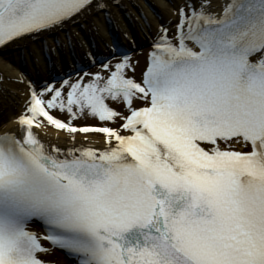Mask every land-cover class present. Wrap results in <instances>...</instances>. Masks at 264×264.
<instances>
[{"label":"snow or ice","instance_id":"1","mask_svg":"<svg viewBox=\"0 0 264 264\" xmlns=\"http://www.w3.org/2000/svg\"><path fill=\"white\" fill-rule=\"evenodd\" d=\"M106 8L0 0V48ZM173 15L139 76L117 45L28 83L16 130L0 126V264H47L45 242L76 264H264V0H183ZM48 128L72 146L46 145L34 129Z\"/></svg>","mask_w":264,"mask_h":264},{"label":"bare ground","instance_id":"2","mask_svg":"<svg viewBox=\"0 0 264 264\" xmlns=\"http://www.w3.org/2000/svg\"><path fill=\"white\" fill-rule=\"evenodd\" d=\"M114 2L116 0H105V2ZM181 1V3H183V0H179ZM155 2L157 4H159V8H163L162 11H164V18H172L174 15H173V11L172 9H169L168 6L164 3L163 0H155ZM223 3V0H213V6L216 10H219V7L220 5ZM97 11L93 10L90 14H86L79 22H81V24H78L77 26H81V25H84L82 23H86V21H89V16L92 14V13H95ZM99 13V12H98ZM115 15V14H114ZM116 16V22H119L120 23V26L121 27H125L124 23L121 21V19H119L120 17H118V15H115ZM151 21H152V25L154 26V28H156L158 26V23H157V20L155 17H152L151 16ZM117 27H119L118 25H116ZM97 27V26H96ZM120 27V30H126V29H123ZM72 25H67L66 26V30L64 29L63 33H61L62 37H64L63 35L65 33H71V36L74 38V39H77L78 36L76 34V29H72ZM77 28V27H76ZM100 29V28H99ZM88 30V29H87ZM89 31V30H88ZM101 32L103 33L104 32V29L101 27ZM49 33H44L42 34L39 38L37 39H40V38H44L48 35ZM77 37V38H76ZM81 39V38H80ZM80 39L78 38L76 41H74V43L72 42V44L74 45V48L77 46V47H81L82 48H87L85 45H82V40L80 41ZM33 40L34 39H31V38H24L18 42H15L14 44H12L10 47H7L8 49L7 50H13L12 51V54H6V56H1L0 57V73H2L4 75V77H6V79H16V80H22V76H20L19 74V71L18 69L20 67H18V65L13 68L11 65L7 64L4 62L5 59H7V61H12L13 63L15 62V60H18L17 57H19V55H21V53H25V58L28 60L29 64H33V68L36 69V70H39V67L40 69L44 70L45 67H43L42 65V60H41V54H39V48L40 46L38 45H33ZM81 43V44H80ZM63 44H64V51L65 52H71V49L73 50L72 47H70L68 45V43L66 41H63ZM60 47L58 48H54V50L58 51ZM31 50L33 52V58L34 60H36V63L34 62L33 63V58H30L29 56V52L27 54V50ZM62 49V48H60ZM6 50V51H7ZM53 50V51H54ZM151 50V48H148L144 56V58L139 61V65L137 67V76H139L141 70L143 69L144 65H145V62H146V57H147V54L148 52ZM11 52V51H9ZM8 52V53H9ZM72 53V52H71ZM79 56H81V54L79 53ZM62 60V58H60V61ZM134 61H138L137 59H133ZM11 62V63H12ZM39 66V67H38ZM24 82V84H21L20 85H16V84H8L6 83V86L10 88V91H17L15 92L16 93V97H10V96H6L5 93L1 90L0 91V100H1V104H4V106L6 107L4 109L3 105H2V110L3 112L0 111V126H3V125H7V129L8 131H15L17 126L11 122H7L5 124H3L2 122L4 120H7L9 118H11V115L16 108L15 106L18 105V101L19 100H22L23 102H25V100L27 99V91L28 89L25 91V87H27V83L25 81H22ZM5 89V87H4ZM21 90V91H20ZM24 90V91H23ZM12 93V92H10ZM12 96V95H11ZM21 96V97H20ZM12 99V101L10 100ZM17 110L21 111L20 107L17 108ZM8 112V116H7V113ZM64 117H62L63 119ZM77 124H82V123H85V122H81V121H77L76 122ZM87 124H96L97 122L96 121H93V120H88L86 122ZM35 132H37V134L40 136V139L42 140V142H44L46 145H48L49 147H59L61 148L62 150H66L68 149L69 147H71L72 145L70 144V141H69V138L64 134V133H58L57 131H55L54 129H51V128H48V129H34ZM90 139L91 141H94L95 143L92 144L93 147L97 148V149H103L105 147L104 143H103V139L95 134V135H90ZM84 137L80 134H77V146H79V144L83 143L84 142ZM85 146H88V145H85ZM237 150H240V151H248L247 148H243V147H240V146H237ZM32 231H35L37 232L38 234L40 235H44V231L40 228H38L37 226L33 225L32 228H31ZM45 247L49 248L50 249V255L47 256L45 258H42L43 260H45L47 262V264H55L57 263L58 261H60L61 263L60 264H65V263H62L64 262L63 261V258L55 253V250L53 249L52 246H50L49 244H47L45 242Z\"/></svg>","mask_w":264,"mask_h":264},{"label":"rangeland","instance_id":"3","mask_svg":"<svg viewBox=\"0 0 264 264\" xmlns=\"http://www.w3.org/2000/svg\"><path fill=\"white\" fill-rule=\"evenodd\" d=\"M163 1L168 6L169 9H172L173 12L176 8H178L182 4L181 1H179V0H163ZM106 3H107V8L104 11H100L99 14H95V15L91 16L92 18L90 21L93 22L92 25L97 23V25H99L100 27L101 26L105 27L106 26V19H105L106 16H104V15L106 13H107V15L110 14V17L113 19L114 18L116 19L115 15H118V17H120L119 19H121V21L125 24L127 30L130 33V40L135 43V46L133 47L132 54H139L142 51H144L150 45L152 40L156 37L154 32L157 33V29L162 24L167 25L169 22V18H167V19L164 18V11H162L163 8L160 9L159 4H157L155 2V0H116L114 2H106ZM151 16L155 17L157 20L158 26L156 28H154V26L152 25V21L150 19ZM78 24H81V23L73 24L72 25L73 28L71 29V31L73 29H76L75 31H76L78 38L79 39L81 38L80 41L81 40L85 41L84 32H85L86 28L84 27V25L77 26ZM149 25L151 27H149ZM174 25H175V23L170 25V27L173 31H174ZM131 26L135 30V31H133V33H135V35H133L132 31H130ZM86 27H89V24H87ZM92 28H94V27L92 26ZM63 31H61V33H63ZM61 33L59 35H57L59 37L60 41L62 43H63V41H66L68 43V38H67L66 33L63 35L64 37H62ZM85 35H86V32H85ZM93 36L96 37L98 35L96 32H94ZM54 37H56V36L50 35L47 39H43V40H47V42H49L48 43L49 52L50 51L52 52L54 50V48H58V46L56 44V40L54 39ZM77 39H74L72 37V41H76ZM100 40H99V42H102V37ZM41 41L37 42V44L35 43L34 45L40 46L38 48H39V52H40L39 54H41V59H42V54L44 52L43 51L44 48H43ZM103 43H104V41H103ZM28 52H29L30 58H33V52L30 49L27 50V54H28ZM105 54L107 56L111 55V53L108 51V49L105 50ZM24 56H25V53L23 52V56L17 57L18 60H15L14 63L12 61H10V62L7 61V59H5L4 62L11 65L13 68H15L18 65L19 61L21 63H24L25 65H23V67L27 66L26 71L23 69V67L20 63L18 65V67H20L18 69L20 75L29 82L31 81V82H34L36 84L43 82L40 67L38 66L39 70L34 69L33 64L30 65L28 60ZM34 62L36 63V60H34V58H33V63ZM96 70L97 69L95 68L92 71H96ZM0 75L2 76L3 74L0 73ZM13 97H16V95H13ZM11 113H12L11 116H13V117H16L19 114L18 111H13ZM9 121L10 120H4L2 123L5 124Z\"/></svg>","mask_w":264,"mask_h":264}]
</instances>
